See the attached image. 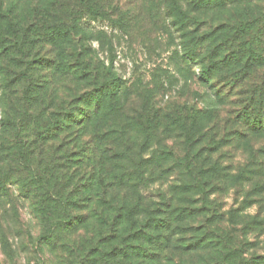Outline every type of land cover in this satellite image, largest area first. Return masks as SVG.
<instances>
[{
  "label": "rangeland",
  "instance_id": "obj_1",
  "mask_svg": "<svg viewBox=\"0 0 264 264\" xmlns=\"http://www.w3.org/2000/svg\"><path fill=\"white\" fill-rule=\"evenodd\" d=\"M258 52L264 0H0V176L7 175L10 193L0 202V233L11 246L8 254L0 244V261H94L89 240L111 249L131 214L164 205L158 194H171L183 166L172 163L158 182L141 176L143 168L137 175L135 162L167 150L181 158L194 139L191 157L216 161L224 177L241 171V180L209 194L205 212L191 221L203 242L175 261L264 264V135L252 136L242 120L247 93L264 77ZM210 64L208 82L199 73ZM95 109L93 122L82 125ZM98 135L104 142L94 145L104 153L128 158L104 173L102 191L97 184L89 194L100 157L89 160L87 139ZM122 170H134L136 201L114 187ZM64 200L84 222L75 230L74 222L57 225L51 240L38 239L44 225L66 216L55 208ZM109 203L121 216L115 225L101 212ZM42 204L54 207L47 218L32 208Z\"/></svg>",
  "mask_w": 264,
  "mask_h": 264
},
{
  "label": "trees",
  "instance_id": "obj_2",
  "mask_svg": "<svg viewBox=\"0 0 264 264\" xmlns=\"http://www.w3.org/2000/svg\"><path fill=\"white\" fill-rule=\"evenodd\" d=\"M189 23L191 24V26H194V21H189ZM263 54L264 52H258V58ZM189 58H191V56ZM213 71L214 68L210 64L207 67L203 66L200 69L199 74L205 81L210 82V80L212 79L211 75ZM245 78L247 77H244V79ZM257 79L258 81L256 85L252 86V90L248 93L245 92L247 93L246 102L248 104L245 108L243 107L244 117H242V120L246 122L245 126L247 127V130H249L252 136L264 135V77H259ZM243 82L244 80L241 79L239 80V83L237 85H242ZM209 111H206V114L210 115ZM97 114L98 113L95 109V111L90 114L91 117H82V125H86L90 121L92 123ZM88 115L89 114H87L86 117ZM192 128H195V125L192 126ZM81 130L83 131V128ZM103 135H98V139H91L89 137L87 139V144L90 145V149H88V153L90 154L89 160H94L95 162V159L92 158L91 154L93 156L96 155L100 157L99 159L97 158L96 161L99 164L98 168L100 169V171L99 173H97L99 175H95L94 177H92L91 181L88 180L87 184L85 185L87 186L86 190L89 192V194H95V186L97 184L102 191V176L104 175V173H107V170L109 171L110 169L114 171L120 168V165H118L120 164L119 161H123L124 159L128 158L126 156L124 157L123 155L113 154L110 152V150H107L108 153H104L105 150L103 151L102 147L100 149L99 146L94 145L95 141L96 143L101 141L104 142L103 139H100V137H102ZM193 140L194 139L186 141V154L181 158L174 156L169 150H167L162 151L159 154H156V152L152 153V156L148 158L140 156L137 162H135L138 170L137 175L140 174L139 168H143L144 170L141 172V176H144L146 172H148L149 179L151 181L158 180V182H165V180L168 178L169 172H171L172 170V163L179 162L180 166L183 165L181 166L182 170L180 174L177 175V179H174L173 183L168 186V189L170 188L171 194H167L165 193V191H161L158 194L159 198L164 200V205H162L161 208H158V204H156V206L152 208H145L143 212H141L140 210L139 213L135 215V217L132 214L129 216L132 210L131 206L137 204H133L136 201V195L134 194V192L138 193V191L134 187L135 185L137 186V183L139 182L136 181V176L133 177L134 170H131L127 173L122 170V172L118 174L120 176L113 175L115 178L114 182H118V184H115L114 187L129 189L131 196H127V200H129V198L135 197V201H133L126 207H130V210L128 212V220H130L131 217V220L129 222L135 225L132 226V224L128 222L129 230L125 227L120 232L119 236L115 227V231L117 234L114 235V239H116L117 244H114L111 249L106 251H104L105 248L102 245L103 242H99L101 238L97 239V241H94V247H91L92 245L90 239L88 243V251L90 252V258L96 254V256L94 257V261H88V263H85L84 259H79L75 264H133L134 262L142 261H147L148 263L155 262L156 264H164V262H168L166 264H182L181 260L177 263L174 257L176 256L179 259L181 258L182 253L186 254L189 253V251L198 248L197 244L203 242L202 239H199V235L202 234L200 233L201 229H198V226L193 227L191 221L205 212V203H207V201L209 200V194L211 195L215 191H220V184H227L229 182V179L234 182H240L241 171L234 175H231V177H224L220 174V165H218L216 161L209 162L207 161V159L201 158V154L191 157L190 151L195 146V140ZM107 143L104 144L105 148H107V146H109L111 149L115 148L114 145H108ZM100 150L101 153H99ZM207 163H209V167H203L206 166L205 164ZM195 164L198 166L196 167ZM176 167L178 166H175V168ZM7 182V175H1L0 202L3 198L8 197L10 194L9 189L6 187ZM145 182L146 181H144V183ZM170 182H172V180ZM47 190L48 188L43 189L41 194L47 193ZM101 191L99 192L100 196L102 194ZM99 193L97 192V194ZM109 198L113 200L114 196H109ZM168 198L172 201H170ZM175 199L176 201L173 202V200ZM103 201L101 200L100 206H103ZM199 202L202 203L201 206L193 205ZM112 205L113 203L107 204L108 208L102 209L101 212L110 214L106 218L111 225H115L114 223L121 216H118V209L111 211L110 208ZM140 205L142 204H140L139 202L138 206L140 207ZM74 206L77 205L69 204L66 200L57 202V204H55V208L60 209L61 214H63L64 212L66 216L59 222H57L58 220L55 219V221L50 225H44L42 232L38 236V239L46 238L51 240L53 233L58 230L57 225H62V227L70 228L68 225L74 224L73 226L75 227L72 230L80 227V225L78 224L84 222L83 220H81L82 216L74 218V215H72V213H69V208L71 209ZM32 208L38 211V215H40L41 218H47L49 217V210L53 209L54 207L42 204L38 206L33 205ZM76 208L78 207H75L74 209ZM141 214H143V216H141ZM132 218H135V222L132 221ZM63 222L64 224H62ZM76 222L77 224L75 225ZM188 234L197 235L185 239ZM0 237V244L4 248V253L7 252L8 254H10L9 250L11 246L8 245V240L5 234L1 232ZM8 261L9 256L5 257V264H8ZM0 264H3V262L0 261ZM69 264L74 263L72 261Z\"/></svg>",
  "mask_w": 264,
  "mask_h": 264
}]
</instances>
